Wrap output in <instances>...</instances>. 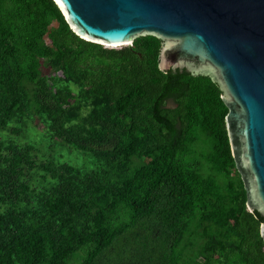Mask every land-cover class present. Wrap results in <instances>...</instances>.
<instances>
[{"label": "trees", "instance_id": "obj_1", "mask_svg": "<svg viewBox=\"0 0 264 264\" xmlns=\"http://www.w3.org/2000/svg\"><path fill=\"white\" fill-rule=\"evenodd\" d=\"M162 47L106 48L55 0H0V264H264L223 90L162 71ZM34 114L105 167L38 160L3 134Z\"/></svg>", "mask_w": 264, "mask_h": 264}, {"label": "water", "instance_id": "obj_2", "mask_svg": "<svg viewBox=\"0 0 264 264\" xmlns=\"http://www.w3.org/2000/svg\"><path fill=\"white\" fill-rule=\"evenodd\" d=\"M55 2L83 40L122 48L155 35L163 41L162 71L209 74L220 84L247 207L264 217V0Z\"/></svg>", "mask_w": 264, "mask_h": 264}, {"label": "rangeland", "instance_id": "obj_3", "mask_svg": "<svg viewBox=\"0 0 264 264\" xmlns=\"http://www.w3.org/2000/svg\"><path fill=\"white\" fill-rule=\"evenodd\" d=\"M53 19L54 15L51 12H48V22L51 23ZM107 47L109 46H106V48ZM20 123L13 124L10 127L11 129L4 131L3 134L8 137L7 139L13 140L21 147L27 144L34 145L36 150H34L33 154L38 160H49L55 162V164L67 162L75 167L82 168L84 172L90 174L100 172L101 166H104L103 162L91 158L86 153L66 146L60 140L48 137L49 135L46 134V124L37 114H34V117L31 119L24 118ZM13 128L16 129V132L13 131ZM136 163L141 164V161L137 159ZM37 177L36 180L41 179V176ZM71 264H78V262L75 261Z\"/></svg>", "mask_w": 264, "mask_h": 264}]
</instances>
